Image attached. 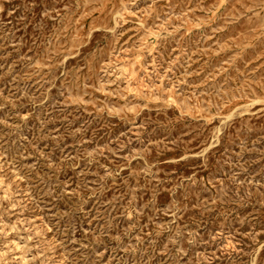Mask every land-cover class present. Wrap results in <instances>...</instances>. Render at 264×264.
Here are the masks:
<instances>
[{
	"label": "rangeland",
	"instance_id": "rangeland-1",
	"mask_svg": "<svg viewBox=\"0 0 264 264\" xmlns=\"http://www.w3.org/2000/svg\"><path fill=\"white\" fill-rule=\"evenodd\" d=\"M0 264H264V0H0Z\"/></svg>",
	"mask_w": 264,
	"mask_h": 264
}]
</instances>
